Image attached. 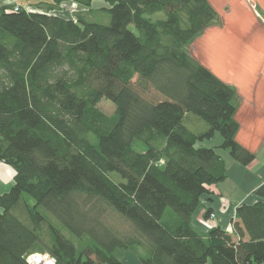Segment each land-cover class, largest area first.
I'll use <instances>...</instances> for the list:
<instances>
[{"label": "trees", "instance_id": "obj_1", "mask_svg": "<svg viewBox=\"0 0 264 264\" xmlns=\"http://www.w3.org/2000/svg\"><path fill=\"white\" fill-rule=\"evenodd\" d=\"M93 1L104 6L93 13ZM64 2L82 8L75 18L48 14ZM44 9H0V161L15 172L0 195V264L43 253L56 264H124L122 251L139 264H264V183L229 233L192 226L227 171L200 144L217 134L235 163L255 160L236 141V88L188 52L218 18L209 0ZM103 99L110 116L96 108ZM106 212L130 231L108 227ZM65 232L88 243L79 249Z\"/></svg>", "mask_w": 264, "mask_h": 264}, {"label": "crops", "instance_id": "obj_2", "mask_svg": "<svg viewBox=\"0 0 264 264\" xmlns=\"http://www.w3.org/2000/svg\"><path fill=\"white\" fill-rule=\"evenodd\" d=\"M48 1L0 0V9L17 7L26 11L43 13ZM255 2L256 11L259 8L262 18H264V0H255ZM68 4L70 3H62L60 10L51 11L48 14L65 18L59 13ZM231 5L234 10L232 8L229 12L230 16L224 19L223 28L219 30L216 27L212 28V25L211 28L204 30L203 34L196 38L190 47L191 53L194 49L199 50L195 55L200 63L205 65L221 81L236 88L239 96L235 113V119L239 124L236 141L253 152L255 160L248 167H242L235 163L230 158L228 151L218 149L221 138L217 134L212 140L200 144L206 148H215L217 154L224 161L227 170L226 179L217 186H213L214 194L209 195V198L202 199L201 208L192 219V226L202 235L210 229L208 230L200 221L211 223L209 224L210 228H219L229 233L232 228L235 209L241 204L255 203L256 198L253 192L264 183V77L259 74L262 70L264 75V27L263 24L260 25L261 28L257 26L259 21L251 15L252 11L244 1L232 0ZM103 6L101 1H93L91 10L94 13V10ZM214 9L217 12V9ZM237 9L243 12L240 14L241 18L237 15ZM234 27L236 28L234 29ZM238 38H249V41L241 47ZM229 41L232 45L227 44ZM202 45H206L208 50L205 51L203 47L202 50ZM238 49H240L239 52ZM234 53H241L239 63L234 62ZM14 175V170L0 161V195L10 190L14 183ZM219 195L226 197L230 203L228 211L224 214L220 213ZM207 210L215 214L212 222L208 217H204ZM132 263L130 261L124 262V264ZM134 264H139V262Z\"/></svg>", "mask_w": 264, "mask_h": 264}, {"label": "rangeland", "instance_id": "obj_3", "mask_svg": "<svg viewBox=\"0 0 264 264\" xmlns=\"http://www.w3.org/2000/svg\"><path fill=\"white\" fill-rule=\"evenodd\" d=\"M210 1V4L213 6V8H216L217 9V14H218V18H217V20H216V22H214V24H213V27L212 28H215L216 27V29H222L223 28V23H224V19H226L227 17H229L230 16V14H229V12L232 10V8H233V10H234V7H232V5H231V3H232V0H209ZM241 1H244L245 3H246V5L251 9V15L252 16H254V18L255 19H257V21H259V23H257L258 25V27L259 28H261L262 26L264 27V18H262V15H261V11H260V9L259 8H257V10L258 11H256V7H255V5H256V2H255V0H241ZM68 3H70V4H68V6L66 7V8H64L63 9V11H61L59 14L61 15V16H63V17H65V18H69V17H72V18H75L76 16L75 15H77L78 14V10H80V9H82L80 6H78V5H76V4H74V3H72V2H68ZM80 8V9H79ZM237 15L239 16V18H241L240 16V14H243V12L241 11V10H239V9H237ZM89 16V17H88ZM87 17L88 18H90V19H92V20H96V18L95 17H97V16H94V15H88ZM261 19H263V20H261ZM263 22V23H262ZM261 24H263L262 26H260ZM215 25V26H214ZM211 28V27H210ZM236 27H234V29H235ZM252 28H255V27H252ZM235 40V39H234ZM238 40H239V42H240V46L241 47H243V45L247 42V41H249V38H244V39H239L238 38ZM228 45H232V43L229 41L228 43H227ZM204 48V50L205 51H207L208 50V48H207V46L206 45H202L201 46V48ZM203 48H202V50H203ZM233 48V47H232ZM197 51H199V50H197V49H194V50H192V53H191V47L189 46L188 47V52L191 54V56L194 58V59H196V60H198L197 59V57H196V53H197ZM240 51V49H238V52ZM242 55H241V53H234V62L235 63H239L240 61V57H241ZM199 61V60H198ZM262 70H260V72H259V74L261 75V77H264V75L262 74V72H261ZM102 114H104V115H106V116H110L112 113H113V111H114V106H113V104L112 103H110L109 101H107V100H101L99 103H98V105H97V107H96ZM201 122V124H202V127H203V129H205L206 128V125L202 122V121H200ZM134 150H136V151H141V150H143L144 148H143V146L142 145H140L139 143H135L134 144ZM113 177H118V176H116V175H113ZM219 205H220V213L222 214H224V213H226L227 211H228V209H229V206H230V203H229V201H228V199L226 198V197H224L223 195H219ZM166 214H169V215H167V217L165 218V221H167V220H173V219H171V217L173 218H175V216L170 212V211H167V213ZM215 215V214H214ZM171 216V217H170ZM46 217L52 222V223H55V221H54V219L51 217V216H49L48 214H46ZM104 219V221H105V223L108 225V227H110V228H112V229H114V230H117V231H119V230H121V232H128V231H130V227L127 225V223H125L123 220H121L119 217H117L116 215H114V214H110L109 212H106V214H105V217L103 218ZM209 220H210V222H212L213 220H214V217H211L210 218V216H209ZM204 222V221H203ZM202 221H200V223L203 225V226H205L208 230L209 229H212V227L210 228V225L209 224H211V223H209V222H206V223H203ZM56 226H58L57 224H55ZM208 232V231H207ZM65 235L68 237V238H70L72 241H74L75 243H76V245L79 247V249H81V248H83V246H85L88 242L86 241V240H81V241H76L75 240V238L73 237V236H71V235H69L68 233H66L65 232ZM205 235V234H204ZM120 254V256H121V258H122V262L124 263V262H126V261H130V263H132V264H134V263H137V261H138V258H137V256L133 253V252H131V251H125V252H119Z\"/></svg>", "mask_w": 264, "mask_h": 264}, {"label": "built area", "instance_id": "obj_4", "mask_svg": "<svg viewBox=\"0 0 264 264\" xmlns=\"http://www.w3.org/2000/svg\"><path fill=\"white\" fill-rule=\"evenodd\" d=\"M19 8H14V11H18ZM30 11V10H27ZM210 217H214L212 214ZM27 264H56V260L47 253L43 254H31L26 257Z\"/></svg>", "mask_w": 264, "mask_h": 264}]
</instances>
